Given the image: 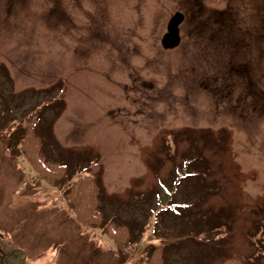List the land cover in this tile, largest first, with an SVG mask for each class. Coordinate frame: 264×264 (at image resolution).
Wrapping results in <instances>:
<instances>
[{
    "label": "rangeland",
    "instance_id": "rangeland-1",
    "mask_svg": "<svg viewBox=\"0 0 264 264\" xmlns=\"http://www.w3.org/2000/svg\"><path fill=\"white\" fill-rule=\"evenodd\" d=\"M32 117L68 181L101 164L131 246L82 232L53 198L68 181L36 178ZM0 237L27 264H146L158 243L165 264H264V0H0Z\"/></svg>",
    "mask_w": 264,
    "mask_h": 264
},
{
    "label": "trees",
    "instance_id": "trees-1",
    "mask_svg": "<svg viewBox=\"0 0 264 264\" xmlns=\"http://www.w3.org/2000/svg\"><path fill=\"white\" fill-rule=\"evenodd\" d=\"M37 123L35 117L26 122L18 139V147L24 161L36 173L38 180L42 179L50 185L68 181L70 166L64 162L49 160L43 150V139L37 131ZM100 167L99 162L89 165L85 173L67 182L62 193L52 197L68 211L85 234L101 239V234L95 230L97 228L116 247H129L141 235L142 230L126 222L105 221L100 209V184L96 178ZM23 179L30 182L26 174ZM0 264H27L25 253L0 237ZM146 264H165L164 245L158 243L149 246Z\"/></svg>",
    "mask_w": 264,
    "mask_h": 264
},
{
    "label": "water",
    "instance_id": "water-1",
    "mask_svg": "<svg viewBox=\"0 0 264 264\" xmlns=\"http://www.w3.org/2000/svg\"><path fill=\"white\" fill-rule=\"evenodd\" d=\"M182 19V15L179 12H175L168 24H167V33L162 38V44L165 47L174 46L178 43V24Z\"/></svg>",
    "mask_w": 264,
    "mask_h": 264
}]
</instances>
